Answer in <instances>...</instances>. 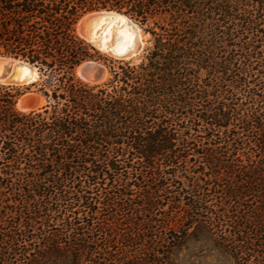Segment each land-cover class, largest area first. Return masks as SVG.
Masks as SVG:
<instances>
[{
	"label": "trees",
	"instance_id": "trees-1",
	"mask_svg": "<svg viewBox=\"0 0 264 264\" xmlns=\"http://www.w3.org/2000/svg\"><path fill=\"white\" fill-rule=\"evenodd\" d=\"M102 11L146 26L147 64L76 33ZM0 56L46 101L23 112L0 83V264H120L119 238L188 223L237 259L264 250V0H0ZM90 60L106 84L76 76Z\"/></svg>",
	"mask_w": 264,
	"mask_h": 264
},
{
	"label": "rangeland",
	"instance_id": "rangeland-1",
	"mask_svg": "<svg viewBox=\"0 0 264 264\" xmlns=\"http://www.w3.org/2000/svg\"><path fill=\"white\" fill-rule=\"evenodd\" d=\"M119 14L123 15L121 13ZM126 17L130 19L128 16ZM130 21L140 29L141 39L143 41L142 51L131 58H116L110 53L100 50L92 42L87 41L79 35L77 29L78 24L76 26V33L98 51L102 57L113 60L114 62L120 61L123 63H130V65L138 67L141 64L148 63L149 54L154 49V41L152 36L145 31L146 26H142L139 22L132 19H130ZM149 26L153 27L152 22H150ZM99 62L106 66L109 65V63H105L103 60ZM76 76H78L77 72ZM110 78L111 76L108 69V77L104 83L100 84V86L106 84ZM199 78L204 84L209 80L205 70H201ZM1 84L8 85L9 83ZM15 86L21 87L24 94H39L37 88L30 87L31 85L15 84ZM45 104L46 101L40 108L44 107ZM162 216H164V212L158 214V218ZM188 224L186 225V228L180 230L179 233L174 231L176 229H165L160 225H155L152 230L147 232V236L141 242L134 241L133 243H128L122 238H119L116 243L113 258L120 259V264H264V250H261L262 248L256 247V249H254L255 254L252 253L251 256H243V259L240 260L223 252L214 239L212 232L204 229H195L194 227L187 229ZM164 233H168V236L170 237L179 236L178 240L180 243L172 246V244L168 245L154 242L156 239H154V237L156 235L159 237ZM140 253H143L144 255H141V258L138 259V261L137 257H139ZM59 264H61V262H59Z\"/></svg>",
	"mask_w": 264,
	"mask_h": 264
},
{
	"label": "bare ground",
	"instance_id": "bare-ground-1",
	"mask_svg": "<svg viewBox=\"0 0 264 264\" xmlns=\"http://www.w3.org/2000/svg\"><path fill=\"white\" fill-rule=\"evenodd\" d=\"M87 17L90 18L86 30L82 28V19L78 23L79 35L89 42H92L100 50L112 53L115 57L126 56L131 58L142 51L143 41L141 39L140 29L124 15L117 13H93ZM0 82L6 83L12 78V73L5 70L6 59L0 58ZM16 72L14 79L23 83L28 78L32 77V72L28 65L15 66ZM38 71L34 70V74ZM80 77L79 72H77ZM108 77V71L105 70L104 78L98 82L102 84ZM90 85H96L95 82H88ZM45 103V99L41 98V106ZM18 109L23 112L30 110L24 109L22 100L19 101Z\"/></svg>",
	"mask_w": 264,
	"mask_h": 264
},
{
	"label": "water",
	"instance_id": "water-1",
	"mask_svg": "<svg viewBox=\"0 0 264 264\" xmlns=\"http://www.w3.org/2000/svg\"><path fill=\"white\" fill-rule=\"evenodd\" d=\"M96 13H101V12H96ZM106 13H112V12L106 11ZM113 13H115V12H113ZM117 14H119V13H117ZM87 16L88 15H86L84 17L85 19L82 18V19H84L83 25H82V28L84 31L86 30L87 24L90 20V18ZM110 54L113 55L112 53H110ZM138 54L139 53H137V55ZM0 58L6 59L7 62L5 64V70L6 71L11 70V73H12V78L6 82V83H9L8 85H15V84L31 85L34 82H36L37 79L39 78L38 72L36 74H34V70H37V69L34 68L33 66H31V65H29V64H27L21 60H18V59L12 58V57H8V56H0ZM116 58L122 59V58H127V57L126 56H120V57H116ZM0 63H1V60H0ZM23 65H28V67L30 68V70L33 74H32L31 78H28L26 81L21 83V82H18L17 80L14 79V74L16 72V68H14V67L15 66H23ZM105 70L108 71V68L105 64H102L99 61L90 60V61H86L83 64H81L77 68L76 72H79V74H80L79 78L82 81H84L85 83L95 82V83H97L96 85H100V84H98V82L104 78ZM0 83H2V82H0ZM41 98H42V96L39 94H33V93L23 94L18 99L17 106L19 104V101L22 100V104H23L24 109L30 110L29 112L39 111L40 109L43 108V107L40 108L41 107Z\"/></svg>",
	"mask_w": 264,
	"mask_h": 264
}]
</instances>
